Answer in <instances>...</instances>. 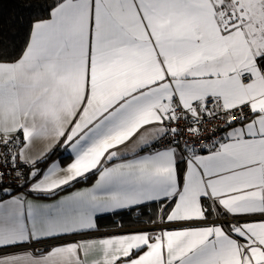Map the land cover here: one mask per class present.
<instances>
[{"label":"snow or ice","instance_id":"6c2138e0","mask_svg":"<svg viewBox=\"0 0 264 264\" xmlns=\"http://www.w3.org/2000/svg\"><path fill=\"white\" fill-rule=\"evenodd\" d=\"M24 7L0 264H264V0Z\"/></svg>","mask_w":264,"mask_h":264},{"label":"trees","instance_id":"16d2710c","mask_svg":"<svg viewBox=\"0 0 264 264\" xmlns=\"http://www.w3.org/2000/svg\"><path fill=\"white\" fill-rule=\"evenodd\" d=\"M33 2V0H0V46H7L9 50L13 46H19L23 34L24 28L19 22L21 14L27 16L29 11L24 7L25 4ZM67 154L61 156V152L57 150L56 154L51 159L58 158L62 164H66L69 160L64 159ZM79 186V185H77ZM111 219H120V217H111ZM135 217L125 216L123 222L126 226H137L132 224V220ZM109 221H102V223H108Z\"/></svg>","mask_w":264,"mask_h":264},{"label":"crops","instance_id":"0c3cea01","mask_svg":"<svg viewBox=\"0 0 264 264\" xmlns=\"http://www.w3.org/2000/svg\"><path fill=\"white\" fill-rule=\"evenodd\" d=\"M58 150H59V152H61V156L65 155V154L69 155V153L64 152L63 149H58ZM52 160H59V159H58V158H54V159H52ZM69 162H70V161H69ZM80 186H82V185H79V186H77V187H80ZM128 227H136V226H128Z\"/></svg>","mask_w":264,"mask_h":264}]
</instances>
